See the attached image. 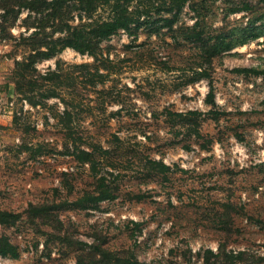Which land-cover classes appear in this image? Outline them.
Returning a JSON list of instances; mask_svg holds the SVG:
<instances>
[{
	"label": "rangeland",
	"instance_id": "374dc122",
	"mask_svg": "<svg viewBox=\"0 0 264 264\" xmlns=\"http://www.w3.org/2000/svg\"><path fill=\"white\" fill-rule=\"evenodd\" d=\"M131 8L95 55L30 68L36 104L15 60L61 33L49 10H0V209L21 214L0 264H264V0Z\"/></svg>",
	"mask_w": 264,
	"mask_h": 264
},
{
	"label": "trees",
	"instance_id": "16d2710c",
	"mask_svg": "<svg viewBox=\"0 0 264 264\" xmlns=\"http://www.w3.org/2000/svg\"><path fill=\"white\" fill-rule=\"evenodd\" d=\"M68 2V3H67ZM69 0H0V10L3 16L7 15V11L21 12L22 9L27 8L29 12H37L43 14L47 10L50 18L53 19L52 26L54 35L61 33L60 36L53 38L50 42H40L39 45L34 43V46L30 47V53L28 56L23 57L22 59L15 60V71L17 75L21 77L17 83L18 88L24 89L22 85L28 83L26 88L27 90H22L25 95H27L28 100L36 104L32 92L35 91V85L37 82L33 80V75L30 73V68L35 69L36 64L48 57H52L57 54L62 48L66 46H72L82 53H90L95 55L97 53V43L106 37L111 36L119 29H129L135 19V10L131 8L133 0H72V3H69ZM78 7L84 14L83 17H87L89 20L81 22L79 24H72L70 21L73 18L72 12ZM107 7L109 8L108 15L95 16L98 8ZM18 8V9H17ZM70 15V17H69ZM38 24L35 27L33 32H37L38 28L46 26ZM11 27V25L9 26ZM4 25L0 23V30L3 31ZM23 38H25L23 36ZM17 45V42L15 44ZM53 70H48V73L42 75V78L46 79V76L50 73H54ZM50 76L47 79H50ZM46 79V80H47ZM27 92H30L28 94ZM48 93V94H47ZM47 95L55 96L56 90L49 88V91L46 92ZM210 94H213V91L210 90ZM67 114L69 110L67 109ZM105 195L96 196L97 199L105 198ZM21 217L19 212L11 211L8 209H0V223L1 224H10L15 222ZM215 256V261H218L219 258L223 260L233 259L231 253L217 252L213 253ZM0 253L2 255L18 256L19 247L17 244L12 242L7 235L0 234ZM115 264H148L145 262H140L137 259L132 262L130 260H124L122 257H117ZM209 260V256L205 257V262Z\"/></svg>",
	"mask_w": 264,
	"mask_h": 264
}]
</instances>
